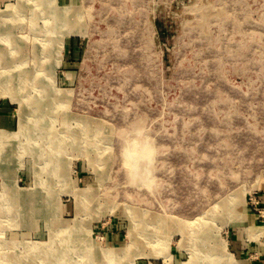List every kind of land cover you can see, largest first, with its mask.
Instances as JSON below:
<instances>
[{"label":"rangeland","instance_id":"1","mask_svg":"<svg viewBox=\"0 0 264 264\" xmlns=\"http://www.w3.org/2000/svg\"><path fill=\"white\" fill-rule=\"evenodd\" d=\"M42 7L68 9L76 26L43 19ZM4 33L29 65L39 33L49 39L40 84L21 90L16 73L11 85L0 75V194L6 182L40 193L6 239L47 243L69 226L89 239L72 264L89 254L108 264L104 247L124 253L117 264H185L222 253L216 241L228 264H264V0H0ZM77 117L97 137L49 155L50 131L67 139ZM30 119L49 131L20 132ZM203 221L207 236L178 228Z\"/></svg>","mask_w":264,"mask_h":264},{"label":"bare ground","instance_id":"2","mask_svg":"<svg viewBox=\"0 0 264 264\" xmlns=\"http://www.w3.org/2000/svg\"><path fill=\"white\" fill-rule=\"evenodd\" d=\"M42 17L43 19H51V22L54 24H63L64 26H67L70 30L73 29V26L76 25L73 23L74 19H67L65 15H68L70 12L68 9H64L61 13L56 9L53 8L52 17H49L46 13V9L42 7L41 9ZM64 12V13H63ZM73 15V14H72ZM33 16L36 18L37 14L33 13ZM33 17V19H35ZM65 28V27H63ZM39 51H35V55L33 57V64L29 65L25 59L21 58V55L19 53V48L16 46V44L8 40L9 38L3 34L0 36V75L6 81L8 84H13L16 73V84L18 85V89H24L23 85H35L40 84L39 79L37 78L39 71L44 70V55L47 54L48 48H46V43L49 41L47 34H41L39 33ZM9 36V35H8ZM15 45H14V44ZM17 43V42H16ZM39 52V53H37ZM50 83V82H49ZM51 84V83H50ZM21 86V87H20ZM51 88H54L53 93V99H59L64 100L67 96L65 92L62 90H59L55 87V85L51 84ZM15 95V94H14ZM17 98V95L13 96V99L15 100ZM27 101V102H26ZM19 101L20 104L24 106H32L34 105V102L30 99ZM76 120L78 121V127L76 129H71L70 127H66V131L68 132V138L67 139H58L55 131H50L51 135L50 137L53 138L52 144H49L47 142V149H51V153H47L49 155L53 154V150H59L62 151L66 149L67 145L70 143L69 141H74L76 139L81 140L85 139L88 143V145H91L89 141H91L93 138L97 137L100 130L97 128L90 127V121L86 119H81V117H77ZM31 121V119H30ZM33 121H31L32 123ZM34 123V125H33ZM32 126L27 128L26 126L21 123L19 127V131L22 130L23 133L28 132L31 133L33 137L35 133L39 132H47L49 129L41 128L40 125L37 124V122H33ZM19 132V133H20ZM5 130L0 129V148L3 146L2 140L3 136L5 135ZM30 137V138H31ZM19 146H21V143L16 142ZM27 149L30 148V143H26ZM40 149H43L45 147H41V144L39 145ZM51 163L54 162V159H50ZM135 160L132 156L131 162ZM57 167H52L49 170L53 171ZM62 171L57 170L59 174L63 173L64 176L66 173ZM63 176V175H62ZM90 192V188H85L82 190V192L74 193L75 197L77 198L78 203H84L86 201V198ZM40 193L35 194L32 192H29L25 189H19L12 187L11 183L6 182L5 188L2 194H0V264H43V263H50L51 264H72V258L75 260V255H79L81 252V257L85 258L87 255V252H84V250H79V246L85 245L86 248L89 247V242L87 240H84L82 238H75L72 236V228L69 226L61 227V229H58V231L54 232L52 235V238L47 243H41L37 244L35 242L26 243L25 241L20 240H9L5 238V232L9 228H17L20 224L24 223L26 220V217L33 211L37 210L38 204L36 203L37 200L35 197H37ZM47 194V193H45ZM48 195V194H47ZM234 195V197L228 198L227 202L231 203V200H233V205H231L230 208H233L235 204H238L240 200L242 199L240 196L238 198ZM240 197V199H239ZM224 204V203H223ZM221 207V206H220ZM134 216L136 214L133 212ZM4 218L3 221L2 219ZM12 221V222H10ZM5 222V223H3ZM9 222V225L6 223ZM167 220H159L158 222H155V225H153L155 229V236L160 237V233L158 229L160 228L159 224H165ZM186 223V222H185ZM208 221H203L200 224H185V226H178V228L182 231L187 229V226L190 227L189 230H192L195 228V225H201L197 229V232L206 233V236L211 234V229L208 225ZM7 225V226H5ZM144 225V224H143ZM141 221L137 220V226L141 227ZM192 225V226H191ZM142 228V227H141ZM196 229V228H195ZM14 230V229H13ZM65 232V239H63V243L61 245L55 244L56 237H59L60 234ZM154 234V233H153ZM164 234V233H163ZM148 239V235H144ZM80 239V240H79ZM73 240V241H72ZM76 240H78L76 242ZM75 241V242H74ZM163 242V241H162ZM164 243V242H163ZM216 249H221V252H211L212 254H204L200 255L197 254V257H194L189 261V263L185 264H228L230 261V257L225 254L223 251L222 245L215 242ZM23 245V250H20L19 247ZM128 247V246H127ZM64 248V249H63ZM124 248V249H123ZM119 250H124L126 247H123ZM215 250V249H214ZM67 251L68 253H66ZM89 251V250H85ZM90 252V251H89ZM227 253V252H226ZM124 254V253H123ZM123 254L116 251V249H110V248H102V257L109 260L108 264H117V261H119L121 258H123ZM194 254V253H193ZM195 255V254H194ZM93 255L89 254V263L88 264H95L96 261L92 259ZM206 257H208L209 260H205ZM212 257V258H211ZM215 259V260H214ZM214 260V261H212ZM77 264H87L85 262H80Z\"/></svg>","mask_w":264,"mask_h":264}]
</instances>
